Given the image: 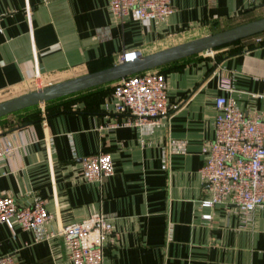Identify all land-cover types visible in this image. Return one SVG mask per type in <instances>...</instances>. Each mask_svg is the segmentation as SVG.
<instances>
[{"label": "crops", "instance_id": "1", "mask_svg": "<svg viewBox=\"0 0 264 264\" xmlns=\"http://www.w3.org/2000/svg\"><path fill=\"white\" fill-rule=\"evenodd\" d=\"M171 3L163 21L134 13L120 21L109 0H0V102L111 67L124 51L146 55L264 17V0ZM156 69L166 76L168 113L153 126L120 125L116 81L0 119V140L13 147L0 159V195L20 206L42 198L51 215L31 230L0 223V255L75 264L55 235L102 214L113 225L104 264H264V206L249 216L226 203L204 206L211 190L200 174L218 97L264 120V41L247 38ZM63 100L73 101L48 111ZM100 150L115 173L86 181L82 158Z\"/></svg>", "mask_w": 264, "mask_h": 264}, {"label": "built area", "instance_id": "2", "mask_svg": "<svg viewBox=\"0 0 264 264\" xmlns=\"http://www.w3.org/2000/svg\"><path fill=\"white\" fill-rule=\"evenodd\" d=\"M108 9L120 21L131 13L144 21H163L173 13L171 0H109ZM254 38L258 44L264 41L259 35ZM138 54L141 53L136 50L124 51L119 62L132 61ZM131 57L134 59L130 60ZM36 80L40 82L41 77L37 76ZM220 86L230 88V81L223 78ZM167 91L166 76L159 69L116 81L113 87L117 100L115 109L126 116L120 125L158 124L168 113ZM216 109L215 138L205 148L208 158L200 170L211 190V198L203 204L208 207L217 203L230 204L249 216L257 207L264 206V120L246 115L232 100L224 97L216 99ZM12 151L11 144L4 145L0 140V159L11 155ZM82 169L83 178L89 182H102L115 173L112 156L104 150L84 156ZM50 218L42 198H36L31 205L20 206L12 197L0 195V223L12 230L16 226L35 229ZM55 236L63 238L68 256L75 264H104L113 225L104 215L95 214L82 222L64 226ZM0 264L19 262L15 255L5 254L0 255Z\"/></svg>", "mask_w": 264, "mask_h": 264}, {"label": "water", "instance_id": "3", "mask_svg": "<svg viewBox=\"0 0 264 264\" xmlns=\"http://www.w3.org/2000/svg\"><path fill=\"white\" fill-rule=\"evenodd\" d=\"M264 33V17L217 33L195 38L157 52L142 55L129 62H119L111 67L52 84L41 89L0 102V119L44 105L97 86L160 68L191 56L231 45Z\"/></svg>", "mask_w": 264, "mask_h": 264}, {"label": "rangeland", "instance_id": "4", "mask_svg": "<svg viewBox=\"0 0 264 264\" xmlns=\"http://www.w3.org/2000/svg\"><path fill=\"white\" fill-rule=\"evenodd\" d=\"M72 96H75V95H72ZM74 98V97H73ZM66 100H68V99H66ZM75 100V99H74ZM73 100H69V101H65V100H63L62 102L63 103H60V104H57V105H55V106H53V107H49L48 108V111L50 112H52V111H58V110H61V109H66V108H68L69 106H71V104H69L70 102H72ZM33 116L32 115H30V116H27L24 120H29V118L31 119Z\"/></svg>", "mask_w": 264, "mask_h": 264}, {"label": "trees", "instance_id": "5", "mask_svg": "<svg viewBox=\"0 0 264 264\" xmlns=\"http://www.w3.org/2000/svg\"><path fill=\"white\" fill-rule=\"evenodd\" d=\"M37 107V106H36ZM34 108V107H33ZM31 109V108H30ZM26 110H29V109H26ZM26 110H24V111H26ZM21 112H23V111H21ZM21 112H18V113H21ZM15 114H17V113H15ZM13 115V114H12Z\"/></svg>", "mask_w": 264, "mask_h": 264}, {"label": "bare ground", "instance_id": "6", "mask_svg": "<svg viewBox=\"0 0 264 264\" xmlns=\"http://www.w3.org/2000/svg\"><path fill=\"white\" fill-rule=\"evenodd\" d=\"M131 59H134V57H131ZM131 59H130V60H131Z\"/></svg>", "mask_w": 264, "mask_h": 264}]
</instances>
